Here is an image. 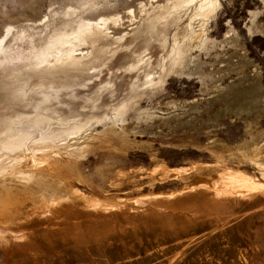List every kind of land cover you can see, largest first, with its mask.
Returning a JSON list of instances; mask_svg holds the SVG:
<instances>
[{"label":"rangeland","instance_id":"obj_1","mask_svg":"<svg viewBox=\"0 0 264 264\" xmlns=\"http://www.w3.org/2000/svg\"><path fill=\"white\" fill-rule=\"evenodd\" d=\"M84 1L0 0V40L11 27H52L70 5L91 20L119 17L82 47L85 67L0 69V132L25 116L79 118L86 126L68 143L87 145L37 165L38 190L0 194V264H264V189L192 184L206 162L264 186L255 162L264 151V0H221L207 50L193 52L203 62L196 75L172 54L193 7ZM164 163L200 175L158 181L149 171Z\"/></svg>","mask_w":264,"mask_h":264},{"label":"bare ground","instance_id":"obj_2","mask_svg":"<svg viewBox=\"0 0 264 264\" xmlns=\"http://www.w3.org/2000/svg\"><path fill=\"white\" fill-rule=\"evenodd\" d=\"M90 1L85 0L84 2L87 4ZM174 2V7L172 8L175 10H188L190 7H193V9L188 23L190 32L185 35L182 41H176L172 48V54L174 55L173 65L181 66V71L186 74L196 75L199 70H202L203 62L197 56H193V52L207 50L211 40L209 25L218 14L222 2L221 0H175ZM67 9L68 11L63 15H54L53 20L56 23L52 27L47 25L45 20H40L39 25H36V27L28 26L29 28L26 27L27 29L15 30V32L12 27L8 29L0 40V69L8 74L15 75L23 69L52 73L62 70L75 71L79 67H85L84 63L86 62L84 60H87L86 58L89 55L81 51L82 47L89 42V39L94 41L109 34V21H118L119 17L104 16L97 20H91L83 16L86 9L84 8L85 10L82 9L83 11H81L80 5H70ZM175 10H173L174 13H176ZM44 29H48L45 34H43ZM153 29L156 30L155 27ZM249 30L252 31V29ZM232 31L233 29L231 28L230 31L225 33L224 42L230 39ZM148 37L151 38L152 33H149ZM239 38L240 35L237 33L236 40H239ZM191 59L192 61H190ZM167 62L168 60L163 58L160 64L163 71L166 70ZM186 62H188V66L185 67ZM152 78L150 83L158 86L159 82H154ZM114 116L115 122H117L118 118L121 117L120 111ZM85 126V124L80 122L79 118L53 120V118L49 119L39 114L13 120L5 130L0 132V194L9 197L13 196L15 188L38 190V185L42 181L41 178L44 172H36L35 167L40 164H45L46 166L47 162L48 166L49 159L53 156L65 154L71 157L74 153H76V157L79 156L78 153L87 148V145L74 146L69 144L68 141L70 138L75 139V137L79 136ZM39 137L42 138L39 139ZM66 144H68L67 147H64L63 145ZM67 148L69 150H65ZM70 150L71 152H69ZM48 152L50 156L47 155ZM257 155H262V158L260 160L255 159L256 165L260 169H264V151L258 152ZM67 159L70 158L67 157ZM200 164L206 168L207 172H204L205 175L203 176L196 177L195 182L192 183L194 186L214 187L219 183L227 182V185L229 183L233 187L234 185H239L242 188L264 189L263 185L255 184L252 176L244 170L227 169L220 164L212 165V163L206 162ZM188 171L200 175L199 167L188 169L187 167H173L167 163L155 166L149 173L157 176L156 180L159 179L158 181L163 182L171 178H181ZM88 202L94 207L98 205L94 200Z\"/></svg>","mask_w":264,"mask_h":264}]
</instances>
